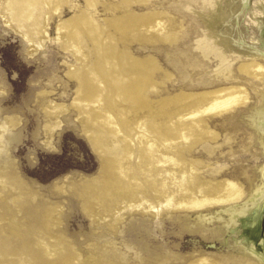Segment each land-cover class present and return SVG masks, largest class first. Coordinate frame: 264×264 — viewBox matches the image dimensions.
<instances>
[{"label":"rangeland","instance_id":"374dc122","mask_svg":"<svg viewBox=\"0 0 264 264\" xmlns=\"http://www.w3.org/2000/svg\"><path fill=\"white\" fill-rule=\"evenodd\" d=\"M202 262L264 264V0H0V264Z\"/></svg>","mask_w":264,"mask_h":264},{"label":"bare ground","instance_id":"6f19581e","mask_svg":"<svg viewBox=\"0 0 264 264\" xmlns=\"http://www.w3.org/2000/svg\"><path fill=\"white\" fill-rule=\"evenodd\" d=\"M215 35H217V34L214 31L207 30V32L205 33L204 40H203V49L210 51V53L212 52L218 58L219 64L222 66V71L223 72H227V61L226 60H228L229 52L231 51V49L233 50V49H236V48L235 47H231V43H229L227 39L226 40L223 39V38L220 39L218 35H217L218 38H215L214 37ZM74 43H77L76 39H74ZM201 44H202V42H201ZM255 65H256V63H254V62L241 64L242 68L245 71L250 72V73H255L253 71V66H255ZM143 70H144V68H143ZM95 72H97V69L95 70ZM145 74H146L145 70L143 71V73L139 74L138 79L136 81L138 85H140L139 83L143 82L142 80H144ZM118 90L121 93H123V95L126 96V98L128 97L129 99L136 100V102H138V103L142 102L141 96L134 95V94L137 93V91H136V89L134 87L127 86V85H122L121 87H119ZM126 98H124V99H126ZM243 98H244V96H243V94L241 92V89L234 88V89H231V90L225 92L223 95H216V96H213V97H210L209 99H207V101L204 102V103H207V105L203 108V110H206V109H208V110L209 109H219V110L225 109L229 105H231L232 103H237V102L242 101ZM203 99L204 98H202V101H203ZM124 151H125V148H124ZM121 164H122V161H121ZM211 183H213V182H211ZM206 190H208V189H206ZM200 191H201V189H200ZM241 191H242V188H241L240 185H238L237 183H234V182H229L226 192L218 193V194H215L214 196H208L207 194H205L204 192L201 191L202 192L201 195H200L201 197L194 199L193 203L201 204V203H204V202H208L210 200L219 201V200L230 199V198H234V197L238 196L241 193ZM199 264H205V263L202 262V263H199Z\"/></svg>","mask_w":264,"mask_h":264},{"label":"water","instance_id":"95a60500","mask_svg":"<svg viewBox=\"0 0 264 264\" xmlns=\"http://www.w3.org/2000/svg\"><path fill=\"white\" fill-rule=\"evenodd\" d=\"M17 176L20 177V175H18V174H17ZM128 232L131 233V234L129 235V239L135 241V240L137 239L136 236H134V234H132V231L129 230ZM147 235H148V231H145V230H144L143 233H142V238L144 239L145 242L147 241ZM8 242H10V241L8 240ZM164 249H165V248L163 247V244L161 245L160 243H158L156 246L153 247V249H152V253H151V254L159 253V252H161V251L164 250ZM64 253H65V252H64ZM38 257H39L40 260H42V259L40 258V255H38ZM32 258H33L34 261L38 262V260L36 259V256H32ZM45 263H46V262H45Z\"/></svg>","mask_w":264,"mask_h":264}]
</instances>
